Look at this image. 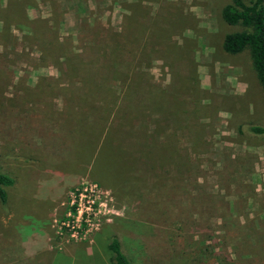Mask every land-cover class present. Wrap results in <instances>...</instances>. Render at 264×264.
Returning <instances> with one entry per match:
<instances>
[{"label": "rangeland", "instance_id": "374dc122", "mask_svg": "<svg viewBox=\"0 0 264 264\" xmlns=\"http://www.w3.org/2000/svg\"><path fill=\"white\" fill-rule=\"evenodd\" d=\"M230 2L0 0V264H115L113 238L130 264H264V91L249 50L222 48L244 29ZM76 55L95 82H75ZM86 181L117 214L65 240Z\"/></svg>", "mask_w": 264, "mask_h": 264}, {"label": "trees", "instance_id": "16d2710c", "mask_svg": "<svg viewBox=\"0 0 264 264\" xmlns=\"http://www.w3.org/2000/svg\"><path fill=\"white\" fill-rule=\"evenodd\" d=\"M221 16L227 24L240 25L244 28L242 30L228 32L224 35L222 40L223 50L227 53L236 54L248 49L253 69L264 91V0H250L249 2H245L244 0H231L230 3L222 8ZM114 43V45L113 43L108 45L110 47L109 53L111 54V63L108 67L113 73L111 75L116 76V80H119L120 84H123L124 79L118 76L127 77V72L120 69L124 64L120 55L123 54L125 45L122 40H118ZM79 58L80 56L77 55L68 57V60H70L68 66L71 68V76L74 78L80 76V79H76L75 82L81 85L95 82L93 78H90L92 74L90 71L92 69H84L82 67V60H79ZM66 62L67 60L64 62L65 65ZM67 74L69 75L70 73ZM93 76L99 79L96 74ZM130 78V80L126 81V85L129 88L139 84L137 77ZM90 97L93 99V96L90 95ZM154 106V108L158 110L156 102ZM250 129L254 133L264 134V127L262 126L252 125ZM13 184L14 179L7 172L0 169V202L2 204H4L7 199L5 187ZM109 249L113 253L115 264H130L125 254L121 251L120 243L116 238L111 240Z\"/></svg>", "mask_w": 264, "mask_h": 264}, {"label": "built area", "instance_id": "2783aa9c", "mask_svg": "<svg viewBox=\"0 0 264 264\" xmlns=\"http://www.w3.org/2000/svg\"><path fill=\"white\" fill-rule=\"evenodd\" d=\"M69 209L56 233L63 239L79 240L92 231L104 218L117 214L114 198L93 181L82 182L68 192Z\"/></svg>", "mask_w": 264, "mask_h": 264}, {"label": "crops", "instance_id": "0c3cea01", "mask_svg": "<svg viewBox=\"0 0 264 264\" xmlns=\"http://www.w3.org/2000/svg\"><path fill=\"white\" fill-rule=\"evenodd\" d=\"M80 177H82V174H81L78 178H80ZM77 180H78V179H77V177H76V179L73 180V181L75 182V181H77ZM73 181H72L70 184H67V186L65 187V189L68 188L72 183H74Z\"/></svg>", "mask_w": 264, "mask_h": 264}]
</instances>
